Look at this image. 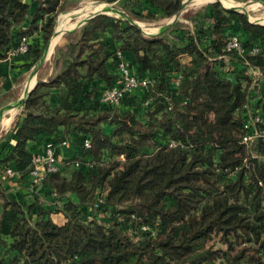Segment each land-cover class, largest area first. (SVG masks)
Instances as JSON below:
<instances>
[{"label": "trees", "instance_id": "obj_1", "mask_svg": "<svg viewBox=\"0 0 264 264\" xmlns=\"http://www.w3.org/2000/svg\"><path fill=\"white\" fill-rule=\"evenodd\" d=\"M182 1L123 0L127 15L96 14L56 46L51 74L0 142V264H264V141L241 142L249 100L264 125V24L218 2L201 16L211 18L208 43L199 13L192 30L179 19L162 32L131 23L172 17ZM69 2L0 0V62L18 61V72L33 66ZM233 34L243 56L224 49ZM22 37L27 51L6 59ZM121 60L153 83L111 107L100 96ZM250 68L263 74L256 87ZM45 135L43 146L69 142V166L42 181L51 209L39 197L23 206L2 176L11 167L30 182L41 150L27 145Z\"/></svg>", "mask_w": 264, "mask_h": 264}, {"label": "built area", "instance_id": "obj_2", "mask_svg": "<svg viewBox=\"0 0 264 264\" xmlns=\"http://www.w3.org/2000/svg\"><path fill=\"white\" fill-rule=\"evenodd\" d=\"M250 21V20H249ZM28 37H22L16 47L10 49L7 53L6 59L25 53L28 48ZM224 49L226 51L234 52L238 56H243L245 49L242 46L241 40L235 34L229 35L226 38ZM259 51L257 46H253L249 49V53H257ZM117 57H121V52H116ZM220 58V56H218ZM119 68V77L116 83L112 84L109 87H106L101 92L100 101L111 107H117L120 105L122 99L135 91L138 88H148L152 85L153 80L149 77H141L131 72L129 63L121 60L118 64ZM248 72L253 77V85L256 87L259 84V81L263 79V74L258 69H249ZM180 76H177L174 83L178 84ZM144 105H147V101L143 102ZM245 110V121L243 123L244 134L241 138V142L246 145H250L253 141L257 139H262L264 141V125L262 116L253 109V103L249 100L244 106ZM63 145H68V141H62ZM170 144H173L171 141ZM84 146H89V140H84ZM65 164H69L68 161L62 162L59 159L55 152V145L51 142L46 143L40 152L35 153L31 158L32 168L29 171L28 180L31 182V185L42 184L43 179L52 173L59 171V169ZM75 166L79 165L78 161H74ZM18 176V173L11 167H6L5 173L2 176L3 178L15 179ZM102 202L101 197H97L96 201L89 207V209H94L98 207L99 203ZM90 219L91 216H88ZM145 228V227H142Z\"/></svg>", "mask_w": 264, "mask_h": 264}, {"label": "crops", "instance_id": "obj_3", "mask_svg": "<svg viewBox=\"0 0 264 264\" xmlns=\"http://www.w3.org/2000/svg\"><path fill=\"white\" fill-rule=\"evenodd\" d=\"M203 11L204 9L197 12L200 14V17L197 18V20H199L198 25L203 27V31H204L201 38L204 43H208L211 38L210 31H209L211 18L202 20L201 16H202ZM70 17H71V14H70ZM188 25H189L188 28L192 30L193 28L192 23L188 22ZM54 47H55V44L53 45L52 51L49 52V54L46 56V58L42 62L39 61V58H38L37 62L33 66H31L29 69L24 70L22 69V67H20L21 70H23L21 73H19L21 70H19V72L16 71L19 66L18 61L16 62L14 61V64H15L13 65L14 67H10L11 65L8 64L9 61L7 60L0 62V104L1 105L6 104L3 106H0V108L17 104L19 99L25 95L26 93L25 91L29 89L30 87H32L34 83L35 84L37 83L36 79L39 73V68L42 64H44V62H47V60L49 59V57L51 56L54 50ZM51 71H52V67L51 69H48L47 76L45 77V79H42V80H46L51 74ZM32 78L34 79V83L30 86L29 83ZM20 85L23 86V89H21V92L18 93L17 91V94L15 95V97L10 98V96L8 95H11L13 90L18 88ZM58 100L59 98L54 90H52L50 95L47 96V101L53 105H56V103H58ZM18 107H21V106H18ZM5 111H8V110H5ZM0 117H2V115H0ZM46 138H49L48 135L39 137L37 140L30 142L27 145L28 151L31 153H35L41 150L43 147L42 141H44ZM12 143H13V140H12ZM71 151H72V148H70V146L68 145H63L60 143L56 144L55 152L59 159H64L66 157H69L71 155ZM2 180H3L5 187L8 190V196L10 199L16 200L17 202L21 203L23 206H27L33 203L36 197H39L43 199L44 205L47 209L52 208L53 204H52V201L50 200L51 196L48 194V189L43 190L42 188L43 186L41 184L31 185L30 182H28L26 179H20L19 175L15 179L3 178ZM50 217L53 220V222L58 225H62L66 221L64 214L60 210L52 209L50 212Z\"/></svg>", "mask_w": 264, "mask_h": 264}, {"label": "rangeland", "instance_id": "obj_4", "mask_svg": "<svg viewBox=\"0 0 264 264\" xmlns=\"http://www.w3.org/2000/svg\"><path fill=\"white\" fill-rule=\"evenodd\" d=\"M232 2L236 3V5L238 4V7H236L235 9L243 10L244 13L247 15L248 20H250L251 22H253V23H264V0H227L224 3L219 2V5L222 8H226L230 5H233ZM212 3H213L212 1L196 3L195 0H188V2L186 3L185 9L182 11V13L179 17V20L181 21L183 26L186 28H188V26H189L188 22H191L192 27H194V25H196V24L193 23V20H191L190 17L196 16L198 11H201L202 9H204L205 7L209 6ZM97 5L98 6L101 5V8L102 7H114L116 9H118L122 15L128 14L122 7L123 0H115L113 2H108L107 0H70L66 9L64 11H62L61 13H59L57 20H56V23L58 21L59 16L62 13H73V14H71V20L72 21H70L67 24L68 26H66V28L70 27L73 24H75L78 20L83 19L86 15L91 14L94 11V8H96L95 6H97ZM248 9H249V11H248ZM77 11H80V12H77ZM82 13H86V15L79 18V16ZM108 14L112 15V16L120 15L119 13H117L115 11H109ZM77 18H79V19H77ZM169 18L171 19V17H168V18H159V19H156L153 21L139 20V19H134V21H136L139 24L141 30L144 33L145 32L148 33L152 30H158L161 27H163L166 23L169 22V20H170ZM205 19H207V18H204V20ZM74 20H76V21L73 22ZM72 31L65 32L60 37H58V39L55 42V47H54V50H53L50 58L47 60V62H44V64H42L39 68V73H38L37 79H36L37 81L41 80V79H45V77L47 76L48 69H51V67H52V59H53V54H54L56 46L65 42V36ZM21 89H23L22 85H20L16 89H14L13 92L11 93V95H8V96H10V98H14L15 95L17 94V91L19 93V92H21ZM138 101H139V98H134L133 102L135 103ZM3 105H6V104H2V105L0 104V106H3ZM10 111H12V112H10ZM20 112H21V107H18L17 109L14 108V110L9 109L8 111H4L1 114L2 117H5V116L9 117L11 115L12 121L10 120L9 124H6V125H3L2 122H0V142L2 140L5 141L6 139H10V137L8 135V131L13 128L14 121H15L16 117L20 114ZM105 128L107 130L109 129V127H107V126H105ZM68 146H69V142H68ZM61 161L64 162L65 160L61 159ZM68 166H69V164H68Z\"/></svg>", "mask_w": 264, "mask_h": 264}, {"label": "water", "instance_id": "obj_5", "mask_svg": "<svg viewBox=\"0 0 264 264\" xmlns=\"http://www.w3.org/2000/svg\"><path fill=\"white\" fill-rule=\"evenodd\" d=\"M187 2H188V0H183V1H182L179 10H178V11H177V12L171 17V19L169 20L168 23H166L162 28H160V29L158 30L159 32H162V31L168 29V28H169V27H170V26H171V25H172L177 19H179V17H180V15H181L182 11L185 9V6H186V3H187ZM212 2H218V3H219L220 0H212ZM236 7H238V6H235V7H234L233 5H230V6L226 7V9H234V10H236V11H238V12H244L243 10H237V9H235ZM109 11H115V12L121 14V12H120L118 9L114 8V7H102V8H100V9L94 10L91 14L86 15L83 19L78 20V21H77L72 27L60 31V32H59V37H60L63 33H65V32H69V31L74 30L76 27H78L79 25H81L82 23H84L85 20H87L88 18H91V17H93L94 15L99 14V13L108 14ZM70 14H73V13H70ZM70 18H71V17H70ZM250 22H251V21H250ZM131 23H132V24H136L137 26H139V24H138L136 21H134V20H132ZM259 24H264V23H259ZM139 27H140V26H139ZM145 33H146V32H145ZM55 34H56V29H54L51 38H53V36H55ZM51 38L49 39L48 43L46 44V46L44 47L43 51L41 52V54H40V56H39V61H41V62H42V61L46 58V56L49 54V48H50V45H51ZM34 86H35V83H34V85H33L32 87H30L29 89L26 90L25 95L19 99V101H18L17 104H15V105H10V106H7V107H1V108H0V115H1L2 112L5 111V110H9V109H13V108H16V107H18V106H21V102L26 98V96L29 94V92L32 90V88H33Z\"/></svg>", "mask_w": 264, "mask_h": 264}, {"label": "bare ground", "instance_id": "obj_6", "mask_svg": "<svg viewBox=\"0 0 264 264\" xmlns=\"http://www.w3.org/2000/svg\"><path fill=\"white\" fill-rule=\"evenodd\" d=\"M207 1H212V0H195V2L196 3H201V2H207ZM225 1H227V0H220V2L221 3H224ZM233 3V6H238V4L236 5V3H234V2H232ZM188 5V4H187ZM104 6V5H103ZM249 6V5H248ZM96 8H94V10H97V9H100L101 8V5L100 6H95ZM247 7V6H246ZM247 9V8H246ZM248 11H249V9H248ZM77 12H80V11H77ZM86 15V13H82L80 16H79V18H81V17H83V16H85ZM79 18H77V19H79ZM170 19V18H169ZM70 21H72L71 20V18H70V13H62L60 16H59V18H58V21H57V23H56V34H55V36H53V38L51 39V45H50V48H49V52H51L52 51V49H53V45H54V42L57 40V38L59 37V32L60 31H62V30H65V29H67V28H70V27H72V26H70V27H67L66 28V26H68L67 24L70 22ZM76 20H74L73 22H75ZM143 23V22H142ZM141 25V24H140ZM144 30V29H143ZM147 31V30H146ZM50 58V57H49ZM34 83V79L32 78L31 79V81H30V83H29V85L31 86L32 84ZM29 86V87H30ZM26 92V91H25ZM12 110V109H11ZM18 111V110H17ZM11 112V111H10ZM9 112V113H10ZM2 119H0L1 120V122H2V124L3 125H6V124H9V122H10V120H11V115L9 116V117H1ZM12 121V120H11Z\"/></svg>", "mask_w": 264, "mask_h": 264}]
</instances>
